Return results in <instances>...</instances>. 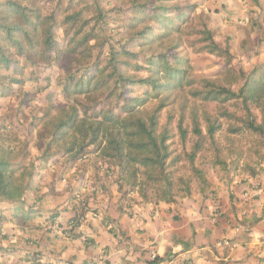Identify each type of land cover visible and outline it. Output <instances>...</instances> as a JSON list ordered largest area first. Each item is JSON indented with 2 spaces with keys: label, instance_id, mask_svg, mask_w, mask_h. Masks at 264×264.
I'll return each instance as SVG.
<instances>
[{
  "label": "rangeland",
  "instance_id": "rangeland-1",
  "mask_svg": "<svg viewBox=\"0 0 264 264\" xmlns=\"http://www.w3.org/2000/svg\"><path fill=\"white\" fill-rule=\"evenodd\" d=\"M32 1L41 17L54 15L56 24L53 32L59 55H49L46 62L31 65L30 53L27 56L19 55L15 48L3 42L7 47L4 53L13 63L7 68L0 60V135L17 153L26 151L19 162L21 172L25 173L24 182L35 177V171H29L34 164L33 158L40 163L51 158V155L41 153L37 157L32 156L37 152L35 147L40 143L39 137L45 138L47 135L49 119L70 108H74L84 118L89 116L87 113L94 115L110 109L125 115V102L118 97V91L123 88L119 74L135 80L154 77L153 69L147 65L146 59L154 54L175 50V47L180 56L188 59L190 70L183 88L168 95V105L159 115V132L166 125L174 130L168 142L170 157L160 167L136 166L123 171L116 160L100 158L97 146L86 149L81 160L76 163L67 161L73 166L78 165V170L72 175L79 174L81 169L85 170L73 186V196L77 200L85 196V190L93 182L106 188L114 186L119 208L130 214L134 206L169 204L196 196L211 198L214 193L220 189L225 190L237 179L244 182L250 177L264 175V145H258L262 138L247 130L239 133L231 131L240 128V119L247 117L241 99L219 104L204 101L201 96L196 97V93L202 94L212 86L239 92L250 74H254L264 84V0L172 1L167 5L171 6L170 17L179 29L168 31L163 41L156 39L152 44L143 43V46L139 40L132 43L129 41L133 34L144 27L138 24L130 28L132 14L129 11L133 0ZM4 2H1L0 10H3ZM176 8L187 10L185 20L175 17ZM72 15H79L75 23L66 19ZM42 23V20L36 21L35 30L34 27L28 30L30 40L41 42ZM151 25L153 32L157 33L158 26L153 23ZM205 28L213 32L220 47L229 48L232 55L230 61L227 55L211 54L206 49L207 42L202 35ZM84 38L88 40L83 43ZM128 41L130 52L136 54L137 58L116 56L119 64L116 74L111 59V46L119 50V43L125 44ZM40 45L38 49L42 48V43ZM80 78L85 82L91 80V84L78 87ZM148 88L138 84L132 93H123V99L143 96L144 90ZM26 92L30 94L26 96ZM161 96L164 98L165 94ZM156 101L149 100L137 109L141 112L145 110L143 114L149 115ZM20 102L22 105L18 108ZM249 104L252 116L261 123L263 114L260 108L253 103ZM183 111L184 124L189 131L185 141L181 140L177 131V122ZM223 111L234 119L222 116ZM17 113L26 118L23 124L15 119ZM172 114L174 119L170 127L168 117ZM194 114L204 134L208 117L217 120L219 131L215 133L214 142L208 140L195 155L193 164L189 155L197 140L192 132ZM33 115L38 119L40 116L48 117L44 123L35 127L34 123L29 124ZM26 140L29 143L25 146L22 142ZM85 160L91 163L90 171H87ZM134 169L137 176L130 180L131 170ZM194 170H199L202 175H196ZM80 182L86 183L78 185ZM110 190L107 189L111 194ZM4 222L7 223L5 216Z\"/></svg>",
  "mask_w": 264,
  "mask_h": 264
},
{
  "label": "crops",
  "instance_id": "crops-1",
  "mask_svg": "<svg viewBox=\"0 0 264 264\" xmlns=\"http://www.w3.org/2000/svg\"><path fill=\"white\" fill-rule=\"evenodd\" d=\"M35 148L32 156L51 158L32 159L35 177L25 182L21 199L0 201L14 225L5 223L1 230L0 264H264V192L241 220L237 204L247 193L245 181L237 179L211 198L134 206L128 214L119 208L114 186L93 182L77 200L73 186L85 170L72 175L78 165L69 164L50 139ZM258 177L264 186V175ZM217 205L222 215L215 222ZM237 224L241 230L235 234ZM224 239L239 247L218 248Z\"/></svg>",
  "mask_w": 264,
  "mask_h": 264
},
{
  "label": "trees",
  "instance_id": "trees-1",
  "mask_svg": "<svg viewBox=\"0 0 264 264\" xmlns=\"http://www.w3.org/2000/svg\"><path fill=\"white\" fill-rule=\"evenodd\" d=\"M172 1L176 0H133L129 11L132 14L130 28H135L138 24H142L144 27L136 34H133L129 41L132 43L139 40L143 46L145 45L143 43L150 42L152 44L156 39H166L168 31H177L179 28H177L174 19L170 17L171 6L167 5V3ZM33 3L34 1L32 0H6L2 6L3 10H0V60L7 68L12 65L13 61L4 53L7 47L3 45V42L7 43V46L11 45L15 48L19 55L27 56L30 53V59L32 58L30 61L31 65L39 64L40 61L46 62L49 55H59V50L55 48L53 32L56 24L55 17L54 15L41 17L38 14V8ZM186 13V9L176 8L174 15L178 19L185 20ZM78 18L79 15H72L66 19L75 23ZM39 20L43 21L41 42L30 40L28 35V30H31L35 22H39ZM151 23L158 26L157 33L153 32ZM33 29L35 30V27ZM202 35L204 41L207 42L205 47L211 54H225L228 56V61L232 59L229 48L223 49L220 47L211 30L205 28L202 30ZM87 40L88 38H84L83 43ZM129 41L125 44L119 43V46H121L119 50H115L111 46V59L115 65L114 72L116 74L119 69L116 56L137 58L136 54L130 52ZM40 43H42V48L38 49L41 46ZM187 60L180 56L177 47L170 52L152 55L146 59V63L153 69L154 77L135 80L133 77H123L121 74L118 76L119 81L123 84V86L121 85L123 88L118 91V97L120 96L119 100L125 102V115L122 116L121 112L120 114L115 113L114 110L110 109L107 112L100 111V113L94 115L87 113L89 116L84 118L74 108L62 110L60 115L58 114L54 118L49 119V127L46 128L47 135L45 138L39 137V142L50 139L56 146L62 148L70 163H76L81 160V157L85 155L86 149L97 146L100 158L116 160L123 171L130 170L136 166L160 167L170 157L168 142L174 135V130L166 125L159 132V115L168 105V95L176 89L183 88L184 80L190 70ZM85 84L88 87L91 84V80L87 79L85 82L80 78L78 87H83ZM138 84L142 88L149 87L148 90H144L143 96L136 95L123 99L125 97L123 93L128 91L132 93L134 86ZM65 89L68 91L67 86ZM29 94L30 92H26L25 95L28 96ZM162 94H165L164 98L161 96ZM202 94L198 92L196 97L201 96L204 101H215L219 104H225L232 99H241L247 117L240 119V123H242L240 128L238 127L231 131L232 133H239L247 130L262 138V140L258 141V145H264V84H261L254 74H250L246 78L245 85L239 92L212 86L211 89L202 92ZM149 100L157 101L153 111L149 115H145L143 114V112H146L145 110L141 112L137 108ZM249 103H253L260 108L263 114L261 123H258L252 116ZM21 105L22 103L20 102L18 108ZM17 112H20V110ZM184 113V111L181 112L177 122V131L182 141L187 139L189 133L184 124ZM221 115L234 119L232 115H228L225 111L221 112ZM35 117V115L31 117L29 124L34 123L36 127L44 123L48 116L45 118L40 116L39 119ZM15 119L21 124L26 120L20 113L15 115ZM173 119V114L168 117L169 126ZM192 119V132L197 140L189 158L194 164L195 155L201 151L203 145L208 140L211 143L214 142L215 133L219 131V125H217V120H212L211 117H208L206 119V134H204L195 114ZM22 143L26 146L29 142L26 140ZM23 154L25 155L26 151L23 150L17 153L14 147L11 144L9 146L7 140L0 135V201L15 202L21 199L28 189L23 181L25 173L21 172L19 168V162ZM134 171L135 169L131 170L130 180L137 176ZM194 171L196 175H202L199 170ZM78 198L80 199V197ZM156 261L159 260L156 259Z\"/></svg>",
  "mask_w": 264,
  "mask_h": 264
},
{
  "label": "built area",
  "instance_id": "built-area-1",
  "mask_svg": "<svg viewBox=\"0 0 264 264\" xmlns=\"http://www.w3.org/2000/svg\"><path fill=\"white\" fill-rule=\"evenodd\" d=\"M247 184V193L245 194L244 198H242L238 204L237 209L239 211L238 217L241 220H244L248 217L250 213V205L258 199L263 193V182L259 177H250ZM222 215V208L221 206H215L213 210V220L216 222ZM4 214L0 209V233L1 230L4 228ZM241 230V224H237L234 228V233L238 234ZM218 248H229L230 250H235L239 247V244L235 243L231 239H224L217 243ZM104 264V263H99Z\"/></svg>",
  "mask_w": 264,
  "mask_h": 264
},
{
  "label": "clouds",
  "instance_id": "clouds-1",
  "mask_svg": "<svg viewBox=\"0 0 264 264\" xmlns=\"http://www.w3.org/2000/svg\"><path fill=\"white\" fill-rule=\"evenodd\" d=\"M257 177H258V176H257ZM259 179H260V178H259ZM247 181H248V180H247ZM247 181H245V184H246ZM263 187H264V186H263ZM263 192H264V189H263ZM246 218H247V217H246Z\"/></svg>",
  "mask_w": 264,
  "mask_h": 264
}]
</instances>
